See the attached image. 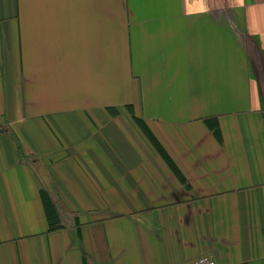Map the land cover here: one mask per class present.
<instances>
[{
	"label": "crops",
	"instance_id": "crops-1",
	"mask_svg": "<svg viewBox=\"0 0 264 264\" xmlns=\"http://www.w3.org/2000/svg\"><path fill=\"white\" fill-rule=\"evenodd\" d=\"M262 37L264 0H0V264H264Z\"/></svg>",
	"mask_w": 264,
	"mask_h": 264
},
{
	"label": "built area",
	"instance_id": "built-area-1",
	"mask_svg": "<svg viewBox=\"0 0 264 264\" xmlns=\"http://www.w3.org/2000/svg\"><path fill=\"white\" fill-rule=\"evenodd\" d=\"M0 125H1V118H0ZM177 264H217V261L212 255L203 254Z\"/></svg>",
	"mask_w": 264,
	"mask_h": 264
},
{
	"label": "trees",
	"instance_id": "trees-1",
	"mask_svg": "<svg viewBox=\"0 0 264 264\" xmlns=\"http://www.w3.org/2000/svg\"><path fill=\"white\" fill-rule=\"evenodd\" d=\"M42 195H43V198H44V204H45V211L47 212V215H49V217L51 215H55V210L53 208L52 205H50V203L48 202L45 194H44V191H41Z\"/></svg>",
	"mask_w": 264,
	"mask_h": 264
},
{
	"label": "clouds",
	"instance_id": "clouds-1",
	"mask_svg": "<svg viewBox=\"0 0 264 264\" xmlns=\"http://www.w3.org/2000/svg\"><path fill=\"white\" fill-rule=\"evenodd\" d=\"M202 10H203V11H207L208 9L205 8V9H202ZM262 39H264V37H262Z\"/></svg>",
	"mask_w": 264,
	"mask_h": 264
}]
</instances>
